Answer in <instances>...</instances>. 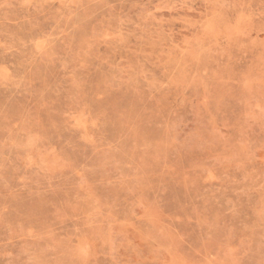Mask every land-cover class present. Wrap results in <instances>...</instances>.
I'll use <instances>...</instances> for the list:
<instances>
[{
  "label": "rangeland",
  "instance_id": "374dc122",
  "mask_svg": "<svg viewBox=\"0 0 264 264\" xmlns=\"http://www.w3.org/2000/svg\"><path fill=\"white\" fill-rule=\"evenodd\" d=\"M0 264H264V0H0Z\"/></svg>",
  "mask_w": 264,
  "mask_h": 264
}]
</instances>
